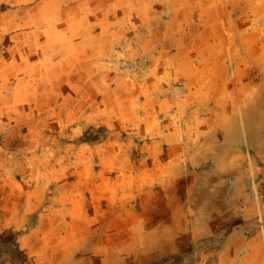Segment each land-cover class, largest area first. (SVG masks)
I'll list each match as a JSON object with an SVG mask.
<instances>
[{
    "label": "rangeland",
    "instance_id": "374dc122",
    "mask_svg": "<svg viewBox=\"0 0 264 264\" xmlns=\"http://www.w3.org/2000/svg\"><path fill=\"white\" fill-rule=\"evenodd\" d=\"M0 264H264V0H0Z\"/></svg>",
    "mask_w": 264,
    "mask_h": 264
},
{
    "label": "crops",
    "instance_id": "0c3cea01",
    "mask_svg": "<svg viewBox=\"0 0 264 264\" xmlns=\"http://www.w3.org/2000/svg\"><path fill=\"white\" fill-rule=\"evenodd\" d=\"M40 1H41V2H45V1L47 2V0H40ZM39 4H40V3H37L35 6H33V8L38 7ZM48 12H49V11H48ZM46 14H47V13H46ZM49 17H50V15H48V18H49ZM204 64H205V63H204ZM211 64H212L211 62H208V63H207V65H208V66L210 65V67H211ZM236 152H237V151H236ZM237 153H238V152H237Z\"/></svg>",
    "mask_w": 264,
    "mask_h": 264
},
{
    "label": "trees",
    "instance_id": "16d2710c",
    "mask_svg": "<svg viewBox=\"0 0 264 264\" xmlns=\"http://www.w3.org/2000/svg\"><path fill=\"white\" fill-rule=\"evenodd\" d=\"M19 251H20V250H19ZM19 251H18V252H19ZM20 252H21V251H20ZM20 252H19V254H21Z\"/></svg>",
    "mask_w": 264,
    "mask_h": 264
}]
</instances>
